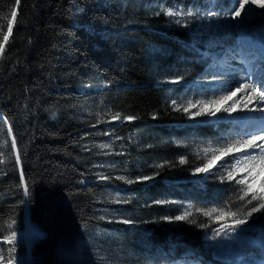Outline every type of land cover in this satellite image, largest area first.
<instances>
[{"label":"trees","instance_id":"16d2710c","mask_svg":"<svg viewBox=\"0 0 264 264\" xmlns=\"http://www.w3.org/2000/svg\"><path fill=\"white\" fill-rule=\"evenodd\" d=\"M209 4L210 0H21L17 6L15 0H0V42L13 7L18 13L0 56L3 252L11 246L4 237L16 231V250L30 256V264H144L148 259L164 264L185 254L201 264H226L212 259L205 249L204 238L213 223L196 210L217 207L242 217L252 206L246 202L250 195L241 200L242 186L222 179L226 173H220L219 166L229 164L225 159L208 173L189 176L204 164L167 141L182 140L185 134L213 138L214 128L176 111L164 97L169 85L161 82L171 70L193 79L211 65V57L193 45L188 32L168 28L160 9ZM263 27L264 21L256 24L251 34L260 35ZM233 45L234 41L225 42L219 48ZM103 108L121 118L135 117L113 122V136L121 140L143 132L150 142L131 148L126 156L102 157L89 149L91 140L103 138L102 132L94 134L105 125L95 116ZM112 159L133 167L147 163L146 173L155 177L128 185L101 179L100 164ZM115 199L123 203L115 204ZM175 203L193 209L187 220L163 219L179 214ZM111 210L131 225H106ZM28 221L37 231L29 245L22 237ZM247 228L264 238V210L249 219Z\"/></svg>","mask_w":264,"mask_h":264},{"label":"rangeland","instance_id":"374dc122","mask_svg":"<svg viewBox=\"0 0 264 264\" xmlns=\"http://www.w3.org/2000/svg\"><path fill=\"white\" fill-rule=\"evenodd\" d=\"M220 6L227 8L231 5V0H220ZM216 3V0H210V4L203 7H182L174 6L169 8L160 9L161 12L165 13L167 9H173L178 11H187L192 9L193 11L204 12L213 7V4ZM165 15V14H164ZM167 18L166 26L168 28L179 29L188 32L191 35V41L193 45L201 47L203 52L207 55H210L211 65L207 67L204 72L193 79H189L187 74L184 72H179L177 70H171L169 75L163 77L162 83H165L169 86L165 88V99L171 104V106L178 112L184 113L189 121H194L197 123L205 122L214 128L213 138H197L194 134L188 135L185 134L182 140L175 138H170L167 142H172L179 147L184 148L188 154L193 155L203 164L207 163L208 160L212 158L213 155H219V152H205V149L212 148L217 149L224 147L232 141L247 139L246 133L252 130L253 121L248 120L247 117L259 115L255 112H248L247 110H241L238 108L232 113L220 111L215 116H193L192 113L199 110V105L197 107L189 108L187 112L184 111L185 108H188V102L191 101L193 104H196L197 101H208L213 100L226 91L234 90L239 83L242 82V77L246 73L247 64L246 61L251 59L256 61L257 57L255 56L256 52H259L260 47H257L254 44V41L264 39V27L262 28L261 35H258V39H252V45L256 49L250 50L244 49L239 39V30L233 27L237 22L232 20L229 16L225 15L224 12L219 14V17H213L210 20L200 19V18H178V17H169ZM180 19L181 23H176V20ZM251 21V23L249 22ZM264 21V9H255V14L253 17L249 18L245 25V31L247 36L251 37V30L256 26V24ZM253 24V25H250ZM252 38V37H251ZM234 41V46L232 47H223L219 48L222 43ZM253 48V47H251ZM254 54V55H253ZM219 56V57H218ZM230 69H235L231 71ZM178 81V82H173ZM250 82V81H249ZM243 94H237V99ZM175 101V103H173ZM232 102L229 101V105ZM229 105H225L226 107ZM253 105H250L252 107ZM96 120L100 121L99 123L105 124L103 128H97L94 134H99L102 132V139L91 140L89 144V149H94L98 155L102 157H107L109 155L116 157L117 155L128 154V151L137 147L141 144H148L150 140L144 137L143 132H134L127 138L121 139L119 137L113 136V122L124 121V119L113 120L112 114L108 109L103 108L95 113ZM96 121V122H97ZM245 121V122H244ZM187 132V131H186ZM185 133V132H184ZM148 142V143H146ZM100 145H109L107 148H102ZM250 154H258L259 150H248ZM242 153H233L229 156L223 157L225 161H228L229 164L220 167V173L225 172L226 176L228 171L231 170L232 165L236 163L235 157L241 156ZM221 159V160H222ZM127 160V158H126ZM105 161V160H103ZM218 162V161H217ZM135 164V163H134ZM147 163L137 162L135 167L132 164L119 163L114 159L108 160L106 163H102L99 166L98 174L101 176H107L108 180L115 181L120 185H128L126 180L135 181H149L155 177L154 174H147L146 170L148 165ZM142 165V166H141ZM200 166L195 167L189 173L190 177H193L195 169ZM182 171H185L182 170ZM244 174L239 173L237 179L242 178ZM125 177V180L117 179V177ZM225 176V177H226ZM143 177H151V179L144 180ZM122 204L123 202H116ZM178 206L179 214L182 215L186 210L192 211L193 209L188 204H179L175 203ZM171 207L170 203L167 204ZM217 210L221 208L214 207ZM204 209V211L211 210ZM224 210V209H223ZM116 210H111L108 214L109 218L105 220V224L112 227H120L131 225V223H123V218H121L117 212H112ZM226 211V210H224ZM218 214L213 213L210 220L213 223V228L210 230L208 236L204 238V247L208 251L212 259L218 260L226 264H264V238H260L257 233H254L253 230H246L239 234L238 238L235 240H229L223 235L215 237L214 229L220 227V223H231V219L227 221L217 222L215 216ZM177 215V216H178ZM151 220L147 222L150 223ZM171 222L172 220H166ZM154 222V219H152ZM109 228L108 231H111ZM27 233L30 234V237L27 236ZM37 234L34 226L28 221L27 229L22 233V237L26 240L27 244H30L32 237ZM235 235V234H233ZM2 240H0L1 245ZM7 246V245H6ZM6 253L1 250L0 254H3L5 257L9 255V248L7 246ZM190 254V253H189ZM14 255L23 262V264H30V256L25 257L23 254L18 252ZM184 258L177 259L173 262H168L164 264H201L193 256L188 258L187 255H183ZM144 264H156L151 260H145ZM204 264H211L210 261H205Z\"/></svg>","mask_w":264,"mask_h":264},{"label":"snow or ice","instance_id":"6c2138e0","mask_svg":"<svg viewBox=\"0 0 264 264\" xmlns=\"http://www.w3.org/2000/svg\"><path fill=\"white\" fill-rule=\"evenodd\" d=\"M21 0H15L16 5L20 4ZM264 9V0H231V5L227 8L221 7L218 3L213 4V7L204 11H193L189 9L187 11H178L173 9L165 10V15L169 17L178 18H200L210 20L213 17L218 18L221 12L229 16L232 20L237 23L233 26L239 30V39L242 42L251 43L248 40L247 33L245 31V25L249 18L253 17L255 14V9ZM17 9L13 7L11 11V19L7 23V32L3 35V41L0 42V56L5 52L6 44L9 42V38L13 33V25L17 19ZM176 23H181L180 19L176 20ZM247 68L246 73L242 77V82L239 83L234 90L226 91L223 95L208 101H197L193 104L191 101L188 102V108L184 111L187 112L189 108L197 107L199 110L192 113L193 116H215L218 112L224 111L232 113L238 108L241 110H247L248 112H255L259 115L247 117L248 120L253 121L252 130L247 132V139L232 141L224 147L217 149L208 148L205 152H219V155H213L203 167H198L195 169V173H208L212 167L220 161L223 157L229 156L233 153H242L241 156L235 157L236 163L232 165L230 171H228L227 176L222 179H227L228 181H235L236 184L241 185V192L243 193L240 197L241 200L247 199V204L252 205L250 210L245 212L241 217L236 212L224 211L223 209L217 210L213 208L208 211L202 209H197L198 212H203L205 216L212 218L213 213L218 214L215 216L217 222L227 221L231 219V223H220V227L214 229L213 239L217 236L223 235L229 240H235L238 238L239 234L243 233L248 227V221L253 215L261 210H264V56L260 57V60L253 61L251 59L246 61ZM235 71V69H230ZM250 81V82H249ZM178 82V81H173ZM237 94H243L237 99ZM229 101L232 103L229 105ZM175 103V101H173ZM229 105V106H225ZM250 105H253L250 107ZM113 120L121 119L120 114L117 113L112 117ZM122 119L131 121L135 119L133 116H124ZM5 123H8L5 121ZM9 136L12 135V129L9 127ZM12 149L15 151L17 148L15 139L12 140ZM102 148H107L109 145H100ZM258 149V154H250L248 150ZM16 163L20 164V156L17 154ZM181 164L185 161L183 158L180 160ZM159 167V165H157ZM243 173L242 178L237 179V175ZM101 179H108L107 176H101ZM117 179L125 180V177H117ZM142 179L147 180L151 177H143ZM126 183H133L132 180H126ZM21 185L25 187V196L29 195V190L25 185V180L23 175H21ZM253 202H258L253 205ZM156 203H163L162 201H157ZM191 216V211L186 210L182 215L175 217H164V220H175L182 221L187 220ZM123 223H130L128 220L122 221ZM194 222V221H189ZM8 227L11 229L12 225L9 224ZM235 234V235H233ZM4 243L11 245L9 248V255L5 257L0 254V264H23L14 253L16 252L17 243V233L12 231L10 235L4 237Z\"/></svg>","mask_w":264,"mask_h":264},{"label":"bare ground","instance_id":"6f19581e","mask_svg":"<svg viewBox=\"0 0 264 264\" xmlns=\"http://www.w3.org/2000/svg\"><path fill=\"white\" fill-rule=\"evenodd\" d=\"M254 44L257 47H260V50H259L261 52L260 55L264 56V39H260V40L254 41ZM27 236L30 237V234L27 233Z\"/></svg>","mask_w":264,"mask_h":264}]
</instances>
